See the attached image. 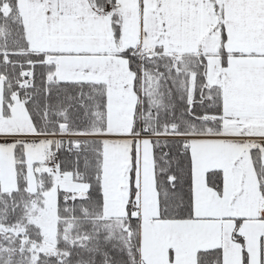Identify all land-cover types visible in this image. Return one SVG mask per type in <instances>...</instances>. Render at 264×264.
Listing matches in <instances>:
<instances>
[{
	"label": "snow or ice",
	"instance_id": "snow-or-ice-1",
	"mask_svg": "<svg viewBox=\"0 0 264 264\" xmlns=\"http://www.w3.org/2000/svg\"><path fill=\"white\" fill-rule=\"evenodd\" d=\"M0 264H264V0H0Z\"/></svg>",
	"mask_w": 264,
	"mask_h": 264
}]
</instances>
